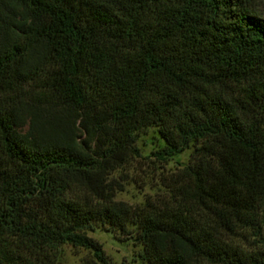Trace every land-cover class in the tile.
Listing matches in <instances>:
<instances>
[{"label":"trees","instance_id":"16d2710c","mask_svg":"<svg viewBox=\"0 0 264 264\" xmlns=\"http://www.w3.org/2000/svg\"><path fill=\"white\" fill-rule=\"evenodd\" d=\"M264 0H0V264H112L86 234H130L141 264H264ZM189 160L139 205L111 174Z\"/></svg>","mask_w":264,"mask_h":264},{"label":"rangeland","instance_id":"374dc122","mask_svg":"<svg viewBox=\"0 0 264 264\" xmlns=\"http://www.w3.org/2000/svg\"><path fill=\"white\" fill-rule=\"evenodd\" d=\"M258 12L264 15V2L258 3ZM161 142L152 128L139 131L134 141L139 156L129 159L117 168L111 177L117 183L114 200L130 205L141 204L147 196L161 191L159 177L175 172L189 160L192 147L165 161L155 160L151 152ZM86 234L101 244L104 254L112 264H141L142 246L130 234L107 226L93 224ZM243 241L247 248L264 247V232L260 236L248 235ZM88 252L70 245L61 246L58 264H82Z\"/></svg>","mask_w":264,"mask_h":264}]
</instances>
